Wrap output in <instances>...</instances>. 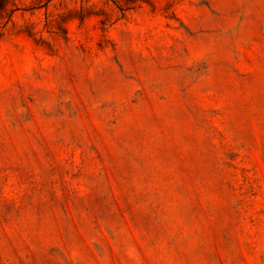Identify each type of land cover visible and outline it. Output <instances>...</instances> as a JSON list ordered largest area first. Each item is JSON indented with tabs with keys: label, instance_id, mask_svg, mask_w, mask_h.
I'll return each mask as SVG.
<instances>
[{
	"label": "rangeland",
	"instance_id": "374dc122",
	"mask_svg": "<svg viewBox=\"0 0 264 264\" xmlns=\"http://www.w3.org/2000/svg\"><path fill=\"white\" fill-rule=\"evenodd\" d=\"M0 264H264V0H0Z\"/></svg>",
	"mask_w": 264,
	"mask_h": 264
}]
</instances>
